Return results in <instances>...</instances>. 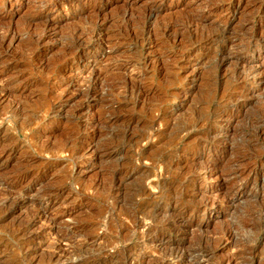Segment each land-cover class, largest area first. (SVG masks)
<instances>
[{"label": "rangeland", "instance_id": "obj_1", "mask_svg": "<svg viewBox=\"0 0 264 264\" xmlns=\"http://www.w3.org/2000/svg\"><path fill=\"white\" fill-rule=\"evenodd\" d=\"M262 31L264 0H0V264H264Z\"/></svg>", "mask_w": 264, "mask_h": 264}, {"label": "bare ground", "instance_id": "obj_2", "mask_svg": "<svg viewBox=\"0 0 264 264\" xmlns=\"http://www.w3.org/2000/svg\"><path fill=\"white\" fill-rule=\"evenodd\" d=\"M258 6H259V5H258ZM251 18H252V17H251ZM251 18H250V19H251ZM139 20H140V19H139ZM139 28H140V27H139ZM137 29H138V28H137ZM139 32H140V31H139ZM262 32H263V31H262ZM135 33H136V32H135ZM135 33H134V34H135ZM137 33H138V32H137ZM221 33H222V32H221ZM263 33H264V32H263ZM138 34H139V33H138ZM138 34H137V35H138ZM141 34H142V32H141ZM135 35H136V34H135ZM137 35H136V36H137ZM204 35H205V34H204ZM136 36H135V37H136ZM138 36H140V35H138ZM201 36H202V34H201ZM201 36H200V37H201ZM208 36H209V35H208ZM129 37H130V36H129ZM192 38H193V37H192ZM202 38H203V37H202ZM205 38H206V37H205ZM207 38H208V37H207ZM216 38H217V37H216ZM200 39H201V38H200ZM209 39H210V38H209ZM80 40H81V39H80ZM76 41H77V40H76ZM2 42H3V41H2ZM72 42H73V41H72ZM72 42H71V43H72ZM73 43H74V42H73ZM76 43H77V42H76ZM189 43H190V42H189ZM32 44H33V43H32ZM77 44L79 45V43H77ZM70 45H71V44H70ZM74 47H75V46H74ZM74 49H75V48H74ZM69 50H70V49H69ZM75 50H76V49H75ZM72 51H73V50H72ZM74 53H75V52H74ZM214 55H215V54H214ZM222 60H223V59H222ZM240 64H241V63H240ZM240 64H239V65H240ZM244 64H245V63H244ZM244 64H243V66H245ZM246 64H247V63H246ZM243 66H242V67H243ZM247 66H248V65H247ZM242 67H241V69H242ZM248 67H249V66H248ZM250 67H251V66H250ZM247 69H248V68H246V70H247ZM250 69H251V68H250ZM242 70H243V69H242ZM238 73H240V71H239ZM238 73H237V74H238ZM238 75H239V74H238ZM237 77H238V76H237ZM239 79H240V78H239ZM214 89H215V88H214ZM209 92H210V91H209ZM215 93H216V92H215ZM211 94H212V92H211ZM209 95H210V93H209ZM213 95H214V92H213ZM213 95H212V96H213ZM213 97H214V96H213ZM263 106H264V105H263ZM260 108L262 109V106H261ZM261 109H260V110H261ZM260 110H259V112H260ZM257 112H258V111H257ZM257 112H256V113H257ZM259 115H260V113H259ZM256 116H257V115H256ZM262 116H264V115L262 114ZM259 117H260V116H259ZM253 118H254V117H253ZM256 118H257V117H256ZM248 121H249V120H248ZM250 122H252L251 119H250ZM254 122H257V121H254V120H253V123H254ZM253 123H251L252 126H253ZM249 124H250V123H249ZM251 124H250V125H251ZM259 124H262V123H259ZM259 124L257 123V124H254V125H259ZM252 126H251V127H252ZM260 126H261V125H260ZM252 128H253V127H252ZM256 128H257V127H256ZM262 128H263V127H262ZM262 128H261V129H262ZM253 129H254V128H253ZM259 129H260V128H259ZM254 130H255V129H254ZM259 131H260V130H259ZM262 131H263V130H262ZM253 132H255V131H253ZM253 132H252V133H253ZM236 134H238V133H236ZM260 134H261V133H260ZM249 138H250V137H249ZM243 139H244V138H242V140H243ZM247 139H248V138H247ZM244 140H245V139H244ZM247 141H248V140H247ZM246 144H247V142H246ZM242 145L244 146V144H242ZM240 146H241V145H240ZM247 146H248V145H247ZM244 148H245V147H244ZM244 148H243V149H244ZM262 149H263V147H262ZM230 151H231V150H230ZM233 151H234V150H233ZM242 151H244V150H242ZM233 153L235 154V151H234ZM237 153H238V152H237ZM241 153H242V152H241ZM244 153H245V152H244ZM238 154H240V152H239ZM245 154H246V153H245ZM235 155H236V154H235ZM246 155H247V154H246ZM236 156H237V155H236ZM236 156H235V157H236ZM235 157H234V158H235ZM240 157H241V155H240ZM243 157H244V155H243ZM230 159H231V158H230ZM235 159H236V158H235ZM226 160H227V159H226ZM237 160H238V159H237ZM234 161H235V160H234ZM259 161H260V160H259ZM228 162H229V161H228ZM228 162H227V163H228ZM232 162H233V161H232ZM240 162H241V161H240ZM235 163H236V162H235ZM235 163H234V164H235ZM243 163H245V162H243ZM243 163H242V164L240 163V164L243 165ZM231 164H233V163H231ZM245 164H246V163H245ZM248 164H249V163H248ZM236 165H237V164H236ZM232 166L234 167V165H232ZM232 166H231V167H232ZM245 167H246V166H245ZM236 168H237V167H236ZM241 171H242V170H241ZM238 188H239V187H238ZM234 193H235V192H234ZM176 195H177V194H176ZM176 195H175V196H176ZM177 196H178V195H177ZM171 197H172V196H171ZM171 197H170V198H171ZM255 211H256V210H255ZM249 213H250V212H249ZM230 238H231V237H230ZM198 247H199V246H198ZM193 249H194V248H193ZM193 249H192V250H193ZM187 253H188V252H187ZM192 254H193V252H192ZM197 254H198V253H197ZM185 255H186V254H185ZM188 257H189V256H188ZM186 258H187V257H186ZM188 259H190V258H188ZM192 259H193V258H192ZM192 259H191V260H192ZM187 261H188V260H187ZM189 262H190V260H189Z\"/></svg>", "mask_w": 264, "mask_h": 264}]
</instances>
